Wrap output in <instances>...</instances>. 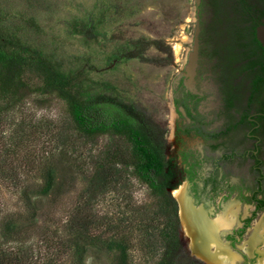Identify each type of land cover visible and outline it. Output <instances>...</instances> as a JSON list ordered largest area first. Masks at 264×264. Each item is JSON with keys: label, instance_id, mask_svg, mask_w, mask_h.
I'll return each instance as SVG.
<instances>
[{"label": "rangeland", "instance_id": "1", "mask_svg": "<svg viewBox=\"0 0 264 264\" xmlns=\"http://www.w3.org/2000/svg\"><path fill=\"white\" fill-rule=\"evenodd\" d=\"M251 1L264 9V0ZM194 8L195 0H0V34L13 51L31 60L32 66L24 74L31 89L41 85L42 70L46 69L81 100L103 95L129 104L163 140L169 154L172 86L191 51ZM0 147L19 167L21 185L34 187L29 193L36 199L33 226L22 241L8 243V249L27 250L31 264L46 260L56 248L47 249L44 239L49 243L67 241L65 226L79 209L88 181L101 166H110L119 172L112 175L107 194L91 213L109 217L112 222L121 218L120 236L130 247V264L149 263L139 243L142 229L124 223L131 210H152V198L145 186L129 168L119 170L118 159L131 158L125 139L85 137L76 131L63 101L54 95L26 92L22 104L0 119ZM46 173L54 184L41 195L39 186ZM20 198V189L0 180V216L25 224ZM160 220L158 228L162 226ZM179 222L182 251L178 264H188L190 259L211 264L192 252L180 218ZM252 225L243 236L244 242L250 240ZM258 250L264 253V248ZM71 255L69 252L66 257L60 248L57 263L71 264ZM262 258L241 259L238 264H256ZM82 261L113 264L110 254L92 246L85 247Z\"/></svg>", "mask_w": 264, "mask_h": 264}, {"label": "flooded vegetation", "instance_id": "2", "mask_svg": "<svg viewBox=\"0 0 264 264\" xmlns=\"http://www.w3.org/2000/svg\"><path fill=\"white\" fill-rule=\"evenodd\" d=\"M194 16L195 68L188 73L186 61L171 92L166 158L178 183L171 195L197 257L230 253L240 263L262 255L258 264L264 261L258 250L264 248V46L258 40L264 9L251 0H195ZM250 224L254 231L244 242Z\"/></svg>", "mask_w": 264, "mask_h": 264}, {"label": "trees", "instance_id": "3", "mask_svg": "<svg viewBox=\"0 0 264 264\" xmlns=\"http://www.w3.org/2000/svg\"><path fill=\"white\" fill-rule=\"evenodd\" d=\"M8 40L0 34V119L20 106L26 92L54 95L64 102L66 112L76 131L88 138L112 135L122 137L130 145V161L118 159L119 170L128 169L131 175L147 189L152 198V210L134 209L129 211V219L124 223L139 225L142 234L139 243L144 255L149 258L147 264H178L182 251L180 241V222L178 208L171 190L178 184L169 160L166 158L165 144L154 129L146 123L144 117L131 105L116 98L98 95L88 100L77 98L55 75L42 70L40 86L31 89L25 79V71L32 66L31 60L19 52L13 51ZM5 155H2V154ZM9 153V151H8ZM7 158V151L0 147V180L15 189L21 190V204L26 214L24 221H16L10 216H0V264H31L27 250L13 251L8 243L22 241V236L30 231L36 220L35 202L29 190L32 186H22L17 169ZM122 168V169H121ZM118 169L100 167L88 181L86 190L80 196L79 209L65 226L67 241L57 239L46 242L48 253L41 264H58L59 249L66 257L73 255L71 264H83L82 257L86 246H92L112 256L113 264H130L128 243L120 236L123 220L112 222L109 217L91 213L100 198L107 194L111 178ZM54 181L49 173L43 176L41 195L47 194ZM94 206V207H93ZM1 213V212H0ZM161 219V227L157 220ZM28 225V226H26ZM72 238V239H71ZM72 241V242H71ZM71 255V256H72ZM58 260V261H57ZM32 262V261H31ZM188 264H203L190 259Z\"/></svg>", "mask_w": 264, "mask_h": 264}, {"label": "bare ground", "instance_id": "4", "mask_svg": "<svg viewBox=\"0 0 264 264\" xmlns=\"http://www.w3.org/2000/svg\"><path fill=\"white\" fill-rule=\"evenodd\" d=\"M177 194V193H176ZM178 195V194H177ZM184 215H185V213H184ZM187 217H185V222H186V228L188 229V230H190L189 228H190V226H189V223H188V221H186L187 219H186ZM187 223H188V225H187ZM218 223V225L219 226H223V227H227V226H231V224L230 223H225V222H221L220 220L217 222ZM217 225V226H218ZM229 226V227H230ZM235 226V225H234ZM216 227V226H215ZM217 228V227H216ZM197 241V240H196ZM195 242V241H194ZM195 245V244H194ZM217 253V252H216ZM200 257L203 259V260H205L206 261V263L208 262V263H211V264H237L238 263V261L240 260V258H238L236 255H234V254H230V253H227L226 255L224 254V255H220V256H217V255H211V254H206V255H200ZM258 264H264V261H261V262H259Z\"/></svg>", "mask_w": 264, "mask_h": 264}, {"label": "water", "instance_id": "5", "mask_svg": "<svg viewBox=\"0 0 264 264\" xmlns=\"http://www.w3.org/2000/svg\"><path fill=\"white\" fill-rule=\"evenodd\" d=\"M196 36H197V30H196V34H195L193 51L191 53H189L188 59H187V65L185 67V70L190 74L193 72V70L195 68L196 57H197V51H196L197 50V39H196ZM258 40L264 46V31L259 34Z\"/></svg>", "mask_w": 264, "mask_h": 264}]
</instances>
